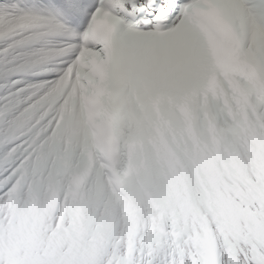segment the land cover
<instances>
[{"label":"snow or ice","instance_id":"snow-or-ice-1","mask_svg":"<svg viewBox=\"0 0 264 264\" xmlns=\"http://www.w3.org/2000/svg\"><path fill=\"white\" fill-rule=\"evenodd\" d=\"M0 264H264V0H0Z\"/></svg>","mask_w":264,"mask_h":264}]
</instances>
